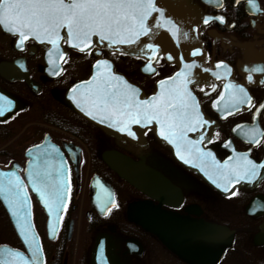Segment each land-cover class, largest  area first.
Instances as JSON below:
<instances>
[{
	"label": "flooded vegetation",
	"instance_id": "1",
	"mask_svg": "<svg viewBox=\"0 0 264 264\" xmlns=\"http://www.w3.org/2000/svg\"><path fill=\"white\" fill-rule=\"evenodd\" d=\"M191 3L201 15L199 34L206 63L222 62L227 69L228 83H238L251 97L250 104L232 108L229 101L234 90H229L223 104L217 101L224 80L209 79L192 87L204 114L214 125L209 136L212 142L207 139L204 146L222 162L228 157L248 153L249 159L260 164L264 162V136H258L259 144L252 143L251 130L264 133V109L256 110L264 104V83H261L264 72L248 70L264 66V12H252L246 0L239 3L219 0L222 7L217 6V0H191ZM256 3L264 9V0H256ZM213 16H223L224 23L217 20L203 23L204 17ZM18 43V35L0 26V95L12 101V104L0 101L5 109V114L0 116V172H15L26 186L33 223L44 251L43 264H93L92 249L101 235L113 242L116 264H264V169H259L260 176L252 182L233 180L228 185L229 192H225L218 176L212 175L209 182L197 171L184 166L150 128L143 132L142 145L134 143V138L108 134L76 111L67 97L70 87L90 77L98 59L97 47L80 52L64 43L66 55L62 69L54 74L55 68L50 69L44 46L32 38L24 41L21 47ZM100 55L146 95L153 92L158 79L173 71L158 61L160 71L157 69L158 77L152 81L151 76L141 72V59L103 48H100ZM211 85H215L214 90ZM14 99L23 106H17ZM214 102L216 107H213ZM45 141L47 148L40 152L35 146H42ZM112 151L136 162L144 159L146 165L178 188L180 199L175 205L160 203L136 189L104 161V153ZM38 157L50 159L54 166L64 162L67 206L62 210L61 224L53 240L48 238L47 216L38 200L39 195L32 190L28 179L29 162L37 163ZM0 179L7 181V178ZM232 191L236 194L231 195ZM5 196L6 193H0V231L4 240L0 244L23 249ZM112 200L117 207L111 208ZM136 203L159 207L181 220L210 227L216 235L211 247L196 254L194 260L186 259L130 219L129 208ZM106 207L111 211L101 210ZM128 239L140 243V253L128 252ZM72 240L77 246L80 241L86 243V247L82 258L78 260L75 252L70 262L67 247ZM153 249L158 256L151 261Z\"/></svg>",
	"mask_w": 264,
	"mask_h": 264
},
{
	"label": "snow or ice",
	"instance_id": "2",
	"mask_svg": "<svg viewBox=\"0 0 264 264\" xmlns=\"http://www.w3.org/2000/svg\"><path fill=\"white\" fill-rule=\"evenodd\" d=\"M235 2L239 3L240 0H235ZM246 4L254 13L264 12L256 0H246ZM217 6L222 7L219 0H217ZM153 12L163 15L162 10L155 6L153 0H0V26L5 31L19 36L18 47H21L29 37L43 36L44 41L56 47L57 50L60 39L59 30L65 29L67 33L65 39L80 52H84L93 42V36L98 37L102 42L107 41L110 45L136 44L141 37H147L148 42L140 44L139 47L140 53L146 60L143 71L155 74L156 69L152 67V61L157 58L162 46L153 40L156 29L160 27L159 24L149 21ZM212 20L224 23L223 16L204 17L203 23L208 24ZM172 26L175 28L174 24ZM182 35L187 37V33H182ZM200 54L199 48L191 52L192 56ZM59 55L63 58L64 53L60 52ZM166 58L171 61L173 55L168 54ZM54 63L53 60H49L50 65ZM221 63H217L216 67L219 68ZM94 67L97 71L91 79L82 82L83 85H87L86 93L79 94L74 100L77 106L82 103L88 105L90 110L81 107V111H85L86 115L96 119L93 112H99L102 114L101 122L110 121L109 126L118 127L119 131L126 132L133 137L135 133L130 125H142L147 128L155 122L160 125V135L169 143L176 145L178 155L183 149L195 159L204 160L210 157L219 179L223 181L225 192H229L228 185L233 180L236 183L252 182L260 176L259 169H264V162L257 164L248 158V153H240L235 158L228 157L223 164H220L211 152L203 151L198 147L206 139L200 129L212 122L204 119L198 111L197 98L190 88V85L200 84V80L190 71L194 67H200L195 61L185 64L184 68L173 76L161 79L158 82L161 91L150 99H139L140 90L129 84L122 76L114 75L108 60L97 59ZM203 71L209 72L210 69L203 68ZM248 71L264 72V66L253 67ZM54 74H59V71L54 69ZM213 75L220 79L215 72ZM248 80L252 81L251 75L248 76ZM261 83H264V80ZM80 87L81 85H75L71 91L76 92ZM210 87L215 89V85ZM224 87L234 90L229 101L232 108L238 104L251 103V97L242 86L225 84ZM200 90L204 91L203 88ZM236 92L240 95L235 94ZM6 99L7 97L0 95V101ZM220 99H223V94ZM8 103L12 104V101L8 100ZM213 107H216L215 102ZM261 109H264V104H260L256 110L259 112ZM4 114L5 109L0 105V116ZM239 127L241 126L237 125V128ZM190 132H200L199 139H189L188 133ZM251 135V142L259 144L258 136H264V133H258L253 129ZM207 139L208 142H212L211 137ZM35 147L39 149L40 146ZM181 159H184L182 155ZM37 160L35 164L29 162V183L32 184V190L39 194L41 202L49 209V212H58L62 207L67 206L65 204L64 162L60 161L58 166H54L50 159L41 160L38 157ZM187 162L185 160V163ZM0 178H7L6 183L0 179V193H6L5 199L12 207V215L18 216L24 212L26 219L27 213L24 210L27 208L28 196L21 177L9 171L0 172ZM213 183L221 187L216 180H213ZM68 190L70 191V188ZM230 194L235 195L236 193L232 191ZM115 207L117 205L112 200L111 208ZM111 208L106 207L101 210L107 212L111 211ZM28 231L30 227L25 229L26 242ZM32 240H35L34 235ZM39 251L40 249L37 248L32 258L28 259L19 251L3 249L0 250V264H16L17 257L24 260V264H39Z\"/></svg>",
	"mask_w": 264,
	"mask_h": 264
},
{
	"label": "water",
	"instance_id": "3",
	"mask_svg": "<svg viewBox=\"0 0 264 264\" xmlns=\"http://www.w3.org/2000/svg\"><path fill=\"white\" fill-rule=\"evenodd\" d=\"M153 3L157 8L162 10L163 15H161L159 12H153L149 17L150 22L160 25V27L156 29L153 40L162 46L161 52L158 53L157 58H154L152 61V67L156 69L155 63L159 56H162L166 63L172 64L176 67V69L171 75L161 79L173 76L175 73L180 72L184 68L185 64L195 61V63L200 67H194L190 71L196 78L200 80V83L207 82L210 78L217 80L216 76L213 75V72H215L221 80L225 81V84H229L227 69L224 65L221 64V66L217 68V64L207 65L205 62V49L199 34V23L201 15L199 14L195 6L191 3V0H153ZM168 21H171L172 23L170 24ZM173 24L175 25V28H173ZM177 29L179 31H177ZM182 33H187V37L185 38ZM59 35L60 39L58 41V50L53 45L44 41L43 36L35 39L39 42V44H41L47 49V62L49 63L50 59L55 62V67L53 66V64H49L50 69L53 70L55 68L56 70L61 71V62L66 55V50L63 49V41L67 43L68 47L72 46L65 39L67 35L65 29H60ZM92 41L93 42L88 47L93 45L97 47L95 52L98 56V59H102L100 55V48H104L109 51L125 53L131 56L140 57L144 59L146 63L144 56L139 51V47L140 44L148 42L147 37H141L138 43L131 45H110L107 41H100L99 38L96 36L92 37ZM196 48L200 49L201 54L197 56H192L191 52L193 49ZM50 50L51 54L49 55ZM60 52L64 53L63 58H60ZM168 54L173 55V59L171 61L167 60L166 58ZM109 63L111 65V70L114 75L122 76L129 84L140 90L139 99H150L152 96L156 95L161 91L160 85L158 83L161 79H159L156 83V88L154 92L150 95H146L142 91V89H140L134 83L130 82L126 78V76L121 73L115 72L113 64L110 61ZM145 63L141 67L142 72L145 74L152 75V73L150 72L143 71ZM94 65L91 77L97 71ZM203 68H209L210 71L205 72L203 71ZM91 77L88 80H90ZM82 82L84 81L75 84L81 85V87L77 89L76 92L71 91V89H73V87L75 86L73 85L67 93V97L72 101L74 107L79 111V113L85 116V118L90 120L92 123L101 127L105 132L110 135L125 139L134 138V143L140 145L144 144L143 132L146 129L144 126L135 124L130 125L131 130L135 133V137H133L129 136L126 132L119 131L118 127L109 126L110 121L105 120L101 122V113L93 112V115L96 116V119H93L92 116L86 115L85 111H81V107H84L86 110H90L87 104L82 103L80 106H77V102H74L75 98H77L79 94L86 93L87 91V85H83ZM230 84L239 85L235 82H231ZM190 88L192 90V85H190ZM229 90L233 91V89H225V87H223V90L221 92V94H223V99L224 93H227ZM193 94L195 95L194 92ZM5 97H7V102L8 100H11L10 97ZM223 99H220V101H222ZM13 102L17 103V106H23V103L17 102L16 99H14ZM197 103L199 105L198 111L202 114L204 119L208 120L202 110L200 103L198 102V98ZM147 128L152 129L153 132L157 135L158 139L171 149L173 155L178 159L179 162H181L187 168L197 171L206 181L211 182L210 177H212V175L218 176L216 169L212 166V161L210 157L205 158L204 160L195 159L193 157H190L185 151H183V149L180 150V155H178V149L176 145L173 143H169L160 135V125L155 124L154 122ZM213 128L214 125L210 123L208 126L200 129V132H203L207 139V137H209L212 133ZM200 132L188 133L189 139L198 140ZM204 142L202 144H199L198 147H200L203 151L211 152L210 150L204 148ZM211 153L215 157L216 161H218L220 164H223V162L220 161L213 152ZM181 155L184 157V159H181ZM103 158L106 164L112 170H114L122 179L127 181L139 191L159 201L160 203L175 205L178 198L180 199L181 194L178 188L172 185L166 177L162 176L160 173L156 172L148 165H146L144 159H141L140 161L136 162L129 156L117 151L105 152ZM185 160H187L188 162L185 163ZM41 204L45 208L46 213L48 215L49 237L53 239L56 236V230L60 224V211H52L50 213L49 209L45 207L44 203L41 202ZM7 209L9 211L10 219L26 249V252L16 250L12 247H9L8 245H1L0 250L12 249L15 251H19L24 254L25 258L30 259L32 258V255L36 251V249L39 248V264H42L44 259L43 252L39 236L32 222V213L29 198L27 208L24 210L27 213L26 219L24 218V212H22L18 216H13L12 207L9 203H7ZM129 210V217L131 220L135 221L143 229L152 233L158 239L165 241L171 248L176 249L182 256L186 257V259L189 260H194L196 254H200L205 249H209L211 247V240H213V238L216 236L214 235V232L210 227H203L202 225L197 223L181 220L172 214L161 211L159 207H153L149 204L136 203L131 206ZM29 227L30 231L26 233V242L25 229ZM33 235L35 236L34 241L32 240ZM126 244L129 253L141 252V245L137 240L128 239L126 241ZM92 261L93 264H116L114 245L113 242L108 238V236H98L96 243L92 249ZM16 264H24V260L17 257Z\"/></svg>",
	"mask_w": 264,
	"mask_h": 264
},
{
	"label": "rangeland",
	"instance_id": "4",
	"mask_svg": "<svg viewBox=\"0 0 264 264\" xmlns=\"http://www.w3.org/2000/svg\"><path fill=\"white\" fill-rule=\"evenodd\" d=\"M3 241H4V240L1 239V240H0V243L3 242ZM81 241H82V239H81ZM81 241L78 243V246H77L76 242H75L74 240H72V242L70 243V245L67 247L68 252H69V259H70V262H71V257H72V255H73V253L76 252V253L78 254V255L76 256L78 260H79L80 258H82V254L85 253L86 243L84 244V243L81 242ZM83 241H84V240H83ZM57 247H58V245H57ZM53 248H56V246H54ZM152 253H153V256L151 255V256L149 257V259H151V261L154 260V258L156 259L157 256H158V252H157L155 249H153Z\"/></svg>",
	"mask_w": 264,
	"mask_h": 264
},
{
	"label": "bare ground",
	"instance_id": "5",
	"mask_svg": "<svg viewBox=\"0 0 264 264\" xmlns=\"http://www.w3.org/2000/svg\"><path fill=\"white\" fill-rule=\"evenodd\" d=\"M1 233H2V232L0 231V240L2 239V235H1Z\"/></svg>",
	"mask_w": 264,
	"mask_h": 264
}]
</instances>
